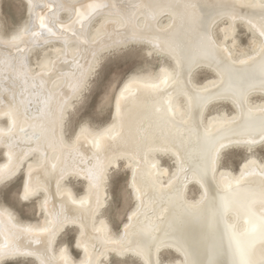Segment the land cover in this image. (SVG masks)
Segmentation results:
<instances>
[{"label":"bare ground","instance_id":"1","mask_svg":"<svg viewBox=\"0 0 264 264\" xmlns=\"http://www.w3.org/2000/svg\"><path fill=\"white\" fill-rule=\"evenodd\" d=\"M25 2L27 19L7 35L8 38L29 27L31 22L36 23L38 30L37 17L43 16L53 24L54 30L61 31L58 22H62L88 37L89 42L77 47L69 30L65 32L67 43L50 35L47 38L40 34L24 35L23 41L27 43L20 42L25 49L20 52L0 43V151L3 158L0 168L10 163V155L12 162L20 156L23 167L9 181L21 178L22 193L28 165H31L32 184L38 188L27 202L38 200L39 220H22L14 209L0 202V244L6 239L12 240L29 253L14 260L31 259L36 264H109L112 256H117L136 258L143 264V258L129 248L117 249H121L124 241L149 233L159 235L163 231L178 235L188 255L165 251L160 255L162 264H240L238 242L250 264H264V238L250 231L253 221L264 215L261 196L264 160L251 151L237 171L231 170L222 166L224 153L232 148L248 150L244 146H229L222 151L217 170L212 172L208 167L214 145L226 139H242L249 132L255 134L264 120V91L260 88V78L264 75V36L260 35V27L264 22L259 17L258 7L264 0ZM92 3L109 7L93 14L91 22L84 18L82 27L77 22L76 12H89L87 5ZM144 5L159 7L149 9ZM240 23L252 34L249 51L238 50ZM1 24L0 40L5 37ZM101 26L103 30L98 32ZM141 33L146 39L159 35L173 43L171 54H156L169 63H163L156 73L129 76L116 93L111 121L107 125L98 129L83 125L94 134L111 130L102 141V150L95 149L83 136L77 142L75 134L73 137L65 135L58 119L61 108L67 106L64 123L68 129L75 103L88 91L87 86L78 96H73L76 84L73 73L88 74L89 66H93L95 70L87 75L89 85L105 54L130 46L124 41L139 37ZM138 46L149 47L147 44ZM38 54L42 62L51 61L44 69L43 81L36 77L34 83L30 73L25 82L11 65L18 67L27 57L32 70L39 72ZM53 64L63 75L49 82ZM201 71L212 76L199 83L196 76ZM165 74L168 83L154 87ZM246 82L252 86L244 95L242 106L231 100H221L218 95H209L227 93L234 85ZM189 89L199 95L193 97ZM22 90L24 103L20 111L23 114L27 109L28 115H21L18 126L8 131L9 102L14 93L19 100ZM30 92L35 94L29 95ZM121 92L124 93L122 99ZM255 96H262V99L254 100ZM218 104L232 106L234 112L223 108L210 113ZM20 127L28 131V137H24ZM33 135L39 136V140L31 138ZM258 147L264 146L258 145L253 150ZM161 148L168 150L165 152ZM98 151L99 160L95 158ZM114 155H119L120 159L108 168L105 157L111 160ZM163 159L174 164V169L166 166ZM121 163L130 173L128 185L135 206L128 215L131 220L127 218L116 232L105 215V207L110 198V175L114 169L121 168ZM153 163L156 168L151 167ZM99 165L105 167L106 178L98 185L83 178L82 170ZM149 170L151 176L146 175ZM242 173L244 178L240 179ZM72 179L82 181L83 194H76ZM3 185L0 184V188ZM192 187L198 189L195 197L191 196ZM137 189L141 191L138 193ZM226 199L227 208L224 206ZM45 201L46 206L42 207ZM68 228L77 229L74 248L81 252L78 259L67 243L58 246ZM164 253L174 258L163 261Z\"/></svg>","mask_w":264,"mask_h":264},{"label":"snow or ice","instance_id":"2","mask_svg":"<svg viewBox=\"0 0 264 264\" xmlns=\"http://www.w3.org/2000/svg\"><path fill=\"white\" fill-rule=\"evenodd\" d=\"M29 8L32 7L31 4L28 5ZM83 7V6H82ZM109 6L107 4H101V3H92L88 4L87 8L90 10L87 13H83L80 11L76 12L77 15V22H80L83 27V19L88 18L91 22V17L93 14L97 13L99 10L106 9ZM130 7L135 8L137 5H131ZM144 7L149 9H154L155 7L159 6H153V5H144ZM260 11H259V17L262 22H264V2L258 5ZM119 15L123 16L124 19H127L126 16L123 15V13H120ZM239 18V17H234ZM38 20V30L36 28V23L31 22L30 26L27 28H24L21 32H17L14 35H11L10 38L7 37V34H5V37L0 40V43H2L5 46H12L15 47L17 52L25 51V49L21 48L20 42L27 43L26 41H23L24 35H32L35 36L37 34L44 35L45 38H47L48 35L54 36V37H60L64 40L65 43H67V37H65V32L71 30L72 31V37L75 38V42L77 43V47L81 43H86L88 41V37L83 36L82 33L76 32L74 29H71L70 26L66 27L62 22H58V26L61 29V31L54 30L53 24L46 20L43 16L37 17ZM249 23L253 28H255V24L252 23L251 19H249ZM103 26H101L100 29L97 31H102ZM46 34V35H45ZM260 35L264 36V23L261 24L260 27ZM213 47H215V43L210 41L209 42ZM125 45H132L133 47L137 45H149L147 49V55L152 56L154 54H171L172 49L174 48V45L170 41H166L164 37H161L159 35H156L152 37L151 39H146L144 34L141 33L139 37H133L132 39H126L124 41ZM40 47H43V45H40ZM63 51V49H61ZM44 56L47 57V53H44ZM47 63H51V61L42 62L40 57H37V67L41 69L39 72H34L31 68V66L28 63L27 57L19 64L17 67L16 65H11L12 70L15 71L19 76L23 78L25 82L29 80V74L31 73L33 82L35 83V78L40 77L41 81H43V74L44 69L47 66ZM197 64L200 63V61L196 62ZM53 75L49 77V82H55L56 78L58 76L63 75V73L60 72L59 69L55 67L53 64ZM93 66H89L88 74H91L94 71ZM83 71H80L79 73H73V75L76 77V84L73 90V96L76 97L80 92H82L85 88L88 86V79L87 75ZM168 83V77L167 74H165L163 79H160L159 84H155L154 87H159L160 84H167ZM185 86L188 87V81L185 80ZM252 85L249 83L240 84V85H234L233 89L230 90L227 93L217 92V93H209V95H218L219 99L221 100H231L234 103H240L241 106L243 105V97L249 90V88ZM260 88L262 91H264V75L260 78ZM127 91V89H125ZM193 97L198 96L199 94L196 92H192L191 89H189ZM34 92H30L29 95H34ZM124 93L121 92V99L123 98ZM24 103L23 98V90L20 93V98L17 100V96L14 93L12 100L9 102L10 108L8 115L10 117V123L8 131H12L14 128L18 126V121L21 115L24 117H27L28 112L27 109H25L24 113L21 114L20 106ZM30 103V101H29ZM66 105L61 108L60 114H59V122L61 125V131L65 135H71L75 134V139L78 142L80 138L83 136L85 140H88L92 143V146L95 149L102 150L103 144L102 141L104 140L105 136L109 134L111 130H108L104 133H93L89 127L81 126L79 129V133L76 134L74 131L69 132L67 129L65 123H64V111L66 110ZM120 111V102L117 100V112ZM20 132L23 133L24 137H28L29 133L24 127H20ZM34 139L39 140V136L33 135ZM264 146V120L261 121V124L259 126V131L255 134H252L249 132L247 135L243 136L242 139L237 140H231L226 139L224 141L219 142L218 144L214 145L212 148V153L210 157V163H209V169L212 172H215L217 170V165L219 163L221 153L224 149L228 148L229 146H244L247 148L249 152L253 151V149L256 146ZM162 151H167V148H161ZM23 155V154H22ZM95 158L97 160L100 159L99 151L95 154ZM120 159L119 155H114L111 160H108L107 157H105V160L107 161V167L111 168L112 164L115 160ZM10 163L8 165H5L3 168H0V184H7V182L17 174L18 170L23 167V160L20 156H17L15 158V162H12V156H9ZM247 166V165H246ZM152 168H156V164L153 163L151 165ZM84 172V179L92 180L99 184L101 180H104L106 178V169L103 165L95 166L94 168L82 170ZM151 171H147L146 175L151 176ZM79 175V173H77ZM243 173L241 175L240 179H243ZM239 184V180L237 181ZM136 186V178L135 174L133 176V187ZM231 185H229V188ZM38 191V188L32 184V166L28 165L27 169V176L26 179L23 182V192H17V198L21 201H28L32 196H34ZM138 193L141 191L140 189L136 190ZM0 195H4L6 197V193L0 192ZM261 196H262V203H264V188L261 189ZM46 206L45 204L42 205V207ZM225 208L228 206L227 199L225 200ZM100 204L99 201H97V210H99ZM129 220H131V217H128ZM25 231L31 232L32 229H26ZM251 233L259 235L261 238H264V215H261L258 218V221L254 220L251 226ZM125 235H127V232H125ZM238 250L240 251L241 260L240 264H250V262L246 259V253L242 248L239 247L238 242ZM129 248V250L134 251L136 254L140 255L143 258V264H162V261L160 259L161 253L165 251H173L177 253H183L185 257H187L188 253L185 250L184 244L182 242V239L171 232H161L159 235H152L149 233L148 235H141L138 239H132L127 240L121 243V249H117V251L122 250L123 248ZM29 253L24 250V248L17 242L12 240H5L3 244H0V264H8L9 261H14V258H18L21 256H26ZM183 264V262H181Z\"/></svg>","mask_w":264,"mask_h":264},{"label":"rangeland","instance_id":"3","mask_svg":"<svg viewBox=\"0 0 264 264\" xmlns=\"http://www.w3.org/2000/svg\"><path fill=\"white\" fill-rule=\"evenodd\" d=\"M27 4L25 0H0V23L3 34H12L20 25L27 19ZM221 38L220 31L217 32ZM238 50H251L252 34L243 24H238L237 31ZM37 56L41 57V54ZM164 62L160 56L156 54L147 55V49L144 46H127L123 49L112 50L105 54L100 66L95 74L90 78L88 91L81 101L75 103L74 110L70 114L68 123L69 132H77L81 126L89 125L92 128L98 129L107 125L111 121L113 112V103L116 93L120 89L123 82L132 74H150L156 73ZM212 75L207 72H199L196 80L199 83L204 82ZM262 96H255L254 100H260ZM225 108L229 113L234 112L232 106L227 104H218L211 108L210 113H214L219 109ZM74 134L69 135L73 137ZM253 155L260 160H264V147H258L253 150ZM249 156V153L244 149L232 148L224 153L222 158V166L231 170L237 171L240 164ZM0 151V161L1 158ZM163 163L171 170L174 169L172 164L167 159H163ZM130 179L129 170L121 163L120 169H114L110 175L108 189L110 198L105 207V215L112 224L116 232L121 230L123 223L127 220L129 213L135 206L132 191L129 188L128 182ZM21 178L18 180L9 181L0 188V192L6 193L0 195V202L14 209L19 217L25 221L39 220L37 215V199L27 202L17 198V192L21 189ZM72 185L76 194L84 193V185L82 181L72 179ZM198 189L192 187L191 196H197ZM77 229L68 228L67 233L64 232L60 238L58 246L61 244L69 245L75 258L81 257V252L74 248V243L77 238ZM69 231V232H68ZM64 235V236H63ZM65 242V243H64ZM174 256L168 253L162 254V260L167 261L173 259ZM112 261L109 264H141L136 258L128 257L120 259L117 256H112ZM8 264H36L31 259H17L9 261Z\"/></svg>","mask_w":264,"mask_h":264},{"label":"water","instance_id":"4","mask_svg":"<svg viewBox=\"0 0 264 264\" xmlns=\"http://www.w3.org/2000/svg\"><path fill=\"white\" fill-rule=\"evenodd\" d=\"M248 153H250V152L248 151Z\"/></svg>","mask_w":264,"mask_h":264}]
</instances>
